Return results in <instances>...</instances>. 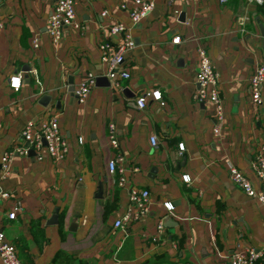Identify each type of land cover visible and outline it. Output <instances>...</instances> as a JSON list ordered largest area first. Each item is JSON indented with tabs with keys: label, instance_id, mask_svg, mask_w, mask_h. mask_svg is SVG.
<instances>
[{
	"label": "crops",
	"instance_id": "1",
	"mask_svg": "<svg viewBox=\"0 0 264 264\" xmlns=\"http://www.w3.org/2000/svg\"><path fill=\"white\" fill-rule=\"evenodd\" d=\"M56 1L0 0V158L25 146L20 133L27 123L39 125L53 114L68 145L61 162L44 152L40 161L13 156L9 175L0 179V193L8 195L0 198V227L21 264H229L234 251L264 249V207L227 177L230 164L257 190L249 163L264 146V84L254 106L248 80L264 65L258 31L264 0H149L152 12L136 25L119 9L130 0H76L82 29H65L53 45L45 25ZM115 23L128 28L134 44L122 64L129 78L119 89L105 77L97 50L114 42L106 27ZM174 37L178 44L170 43ZM197 48L217 74L223 107L217 138L212 108L191 99ZM89 73L94 87L78 104L71 89ZM14 75L17 91L8 87ZM152 90L160 101L147 99L138 110L135 99ZM117 158L110 175L107 163ZM129 188L148 191L149 214L114 228ZM159 222L163 233L153 241Z\"/></svg>",
	"mask_w": 264,
	"mask_h": 264
},
{
	"label": "built area",
	"instance_id": "2",
	"mask_svg": "<svg viewBox=\"0 0 264 264\" xmlns=\"http://www.w3.org/2000/svg\"><path fill=\"white\" fill-rule=\"evenodd\" d=\"M76 0H57L46 20L45 35L48 40L57 45L62 37L65 29L71 31H80L82 26L77 22L74 13V3ZM256 4H260V0H248ZM219 3H224L225 0H218ZM121 11L126 12L131 25L138 24L142 19L148 16L153 10V3L149 0H130V6L125 3L119 5ZM106 15L105 11L100 12L99 17ZM239 24L242 25V19H239ZM107 35L114 39V42L106 41L97 45L100 64L105 69V77L110 82L114 89H119V81L126 80L129 75L122 69V64L126 53L134 47L132 38L128 28L120 23L111 24L106 27ZM170 43L175 45L179 43V37H174ZM39 40L34 36L31 40L32 49H37ZM197 65L194 75L195 89L191 95V99L195 103L207 104L213 110V126L212 135L217 138L220 136L223 107L218 97L217 74L214 71L213 65L202 48L196 49ZM13 78H19V75H14L8 79V87L13 91L18 88L13 87ZM95 76L91 73L73 89V96L78 104H83L88 94L94 87ZM264 84V65H257L252 75L248 80V94L251 103L254 106L260 104V88ZM157 90L145 91L135 99V106L138 110H142L147 99L160 101L157 98ZM141 102H143L141 104ZM21 140L24 142V147H16L10 151L2 153L0 158V179H4L9 175V163L13 156H27L28 152L33 153V158L40 161L43 152L54 162H61L65 159L68 152V145L58 130L57 115L53 114L46 121L39 125L27 123L20 133ZM108 140L112 147H116L115 133L113 125H108ZM149 143L153 147L156 144L154 137L149 138ZM183 150L182 145H178V152ZM121 160H110L107 163V171L113 175L116 171V162ZM249 170L254 176L256 189L251 185L246 174L236 169L234 166L227 165V177L229 182L238 188L244 195L254 199L260 206L264 207V146H258L254 156L249 163ZM119 173L121 171L119 170ZM182 176L181 180L184 183L188 182ZM188 178V177H187ZM124 184L123 178L119 177L116 185L121 187ZM6 193H0V198H7ZM128 205L122 217L114 222V228L122 227L127 221H138L145 218L149 214L150 198L149 193L145 189L129 188L127 192ZM171 205L166 202L162 206L167 213L172 211L168 207ZM19 210V205L16 204L12 212L8 213L7 218L13 219L15 212ZM163 233L161 223H157L155 227V235L153 241H158ZM261 260L264 263V249L255 250L253 248H245L241 251H234L229 255V264H255ZM0 264H21L16 251L12 244L7 242L4 233L0 227Z\"/></svg>",
	"mask_w": 264,
	"mask_h": 264
},
{
	"label": "water",
	"instance_id": "3",
	"mask_svg": "<svg viewBox=\"0 0 264 264\" xmlns=\"http://www.w3.org/2000/svg\"><path fill=\"white\" fill-rule=\"evenodd\" d=\"M258 31L260 33V36H261V43H262V46L264 48V28H262L261 25H258ZM96 81V79H95ZM95 84V83H94ZM71 91H73V89H71ZM28 155H33V153L31 151L28 152Z\"/></svg>",
	"mask_w": 264,
	"mask_h": 264
},
{
	"label": "clouds",
	"instance_id": "4",
	"mask_svg": "<svg viewBox=\"0 0 264 264\" xmlns=\"http://www.w3.org/2000/svg\"><path fill=\"white\" fill-rule=\"evenodd\" d=\"M19 86H20V80H19V78H13V87L19 88ZM156 96H157V98H159V93H156ZM142 103L143 102H141V104ZM185 179L187 180L188 178L185 177ZM168 207L171 208V205H168Z\"/></svg>",
	"mask_w": 264,
	"mask_h": 264
},
{
	"label": "trees",
	"instance_id": "5",
	"mask_svg": "<svg viewBox=\"0 0 264 264\" xmlns=\"http://www.w3.org/2000/svg\"><path fill=\"white\" fill-rule=\"evenodd\" d=\"M255 264H264V263H263V261L258 260V261L255 262Z\"/></svg>",
	"mask_w": 264,
	"mask_h": 264
}]
</instances>
